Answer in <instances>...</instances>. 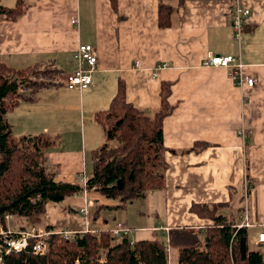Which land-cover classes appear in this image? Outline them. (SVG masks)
Segmentation results:
<instances>
[{"label":"crops","instance_id":"crops-1","mask_svg":"<svg viewBox=\"0 0 264 264\" xmlns=\"http://www.w3.org/2000/svg\"><path fill=\"white\" fill-rule=\"evenodd\" d=\"M24 2L17 18L0 15V59L7 66L51 64L62 78L79 67L73 57L78 44H91L97 51L96 70L85 89H68L60 82L44 86L7 114L16 136L46 133L55 139L44 155L45 169L54 179L84 188L82 174L91 177L86 152L99 146L103 134L94 114L109 106L121 84L128 102L154 111L166 82L173 108L162 122L166 168L164 186L158 188L165 223L141 225L140 230L153 231V239L164 241L170 264H176L179 249L203 247L201 234L212 222L191 211L193 204L220 206L235 225L247 204L248 235L259 231L264 223V0ZM236 3L249 9L238 38L230 24ZM159 4L172 8L168 27L158 25ZM208 54L237 56L254 84L240 87L231 80L230 69L202 66ZM161 64L166 66L155 72ZM83 194L47 203L37 225L12 215L5 226L81 232L127 226L125 212L133 200L124 210L90 200L94 206L86 217L79 212ZM15 217L23 220L12 228Z\"/></svg>","mask_w":264,"mask_h":264},{"label":"trees","instance_id":"trees-1","mask_svg":"<svg viewBox=\"0 0 264 264\" xmlns=\"http://www.w3.org/2000/svg\"><path fill=\"white\" fill-rule=\"evenodd\" d=\"M24 5V0H15L13 6H5L0 0V15L15 19L24 11ZM171 13L169 5L159 4V27L170 25ZM35 67L13 69L0 59V222L4 226L5 214L24 217L29 225H37L47 203H60L84 190L78 184L58 181L46 171L44 155L55 144L53 137L46 133L21 136L13 133L7 114L21 100L30 99L23 91L54 85L28 82L25 74ZM45 67L60 72L51 64ZM169 94L170 84L162 82L160 107L146 111L126 100L121 84L109 106L94 114L104 141L90 152L92 169L87 192L93 189L106 198L117 199L113 208L124 210L130 201L164 186L162 122L173 108L168 102ZM113 141H117L116 146L110 145ZM219 209L217 205L191 206V211L212 223L203 234V247L179 249L176 264H264V248H252L248 229L237 227L230 220L231 214ZM46 241L49 250L45 255L32 253L34 239L30 238L28 249L4 255V263L76 264L79 260L78 264H168L164 241L158 238L132 241L128 234L115 237L109 230H100L77 233L70 239L50 234ZM100 248L107 249L103 262L94 258Z\"/></svg>","mask_w":264,"mask_h":264},{"label":"built area","instance_id":"built-area-1","mask_svg":"<svg viewBox=\"0 0 264 264\" xmlns=\"http://www.w3.org/2000/svg\"><path fill=\"white\" fill-rule=\"evenodd\" d=\"M249 14V9L242 6L240 3L233 5L230 11V24L232 26L234 36L236 38L242 32L243 23L245 18ZM71 23L76 24L77 20L72 18ZM73 57L78 61L79 67L71 72H67L62 78L55 81L68 89H85L92 82V74L96 70L97 64V51L95 47L91 44H78L73 52ZM202 66L207 67H224L230 69L229 75L231 80L242 87L243 85L252 86L255 79L243 74V63L237 56L233 55H218V54H208V56L202 60ZM166 64H161L155 68V72L159 68L165 67ZM54 84V83H52ZM244 135V131L240 132ZM89 178L84 174L81 176L82 185L84 186V205L79 209V212L88 217L89 206L91 201L86 199V184ZM249 207L247 204L244 205V211L241 222L236 225L237 227L249 228L252 224L249 222ZM12 218L11 214L4 215V221L6 222ZM82 232H96L95 230H85ZM81 231L72 230H37L35 227H29L27 229L20 230H10L8 227L2 225L0 222V264H5L3 256L11 252H22L28 249L29 239H34L31 245V251L35 255H45L49 250L48 242L46 237L50 234H57L65 239L72 238L77 233H82ZM109 232L115 236L119 237L121 235L128 234V228L123 224H117L116 227L111 228ZM255 245L258 247L264 246V223L261 224L259 231L257 232V237L255 240ZM79 260H76V264ZM168 264H170V255L168 253Z\"/></svg>","mask_w":264,"mask_h":264},{"label":"rangeland","instance_id":"rangeland-1","mask_svg":"<svg viewBox=\"0 0 264 264\" xmlns=\"http://www.w3.org/2000/svg\"><path fill=\"white\" fill-rule=\"evenodd\" d=\"M13 0H1V4L5 6H10ZM28 82H33L36 84H49V83H55L56 80L60 79L61 76L55 72L52 71L50 68H47L45 66L40 67L36 66L35 68L29 70L26 72L25 77H24ZM37 90V89H35ZM32 90H26L23 91L24 95H29L33 91ZM103 143V134H101V139L99 142H97V145H100ZM111 146H116L117 141H113L110 143ZM91 152V151H90ZM90 152L87 150L86 152V165H87V170L88 173L90 174L91 172V159H90ZM84 198H85V194ZM87 196V192H86ZM89 200H93V203H105V204H117L118 200L117 199H109L97 192H88ZM87 198V197H86ZM88 199V198H87ZM67 202V201H65ZM64 202V203H65ZM66 204H62V208ZM94 205H90L92 207ZM107 212H111L110 210H107ZM127 228L129 232V238L133 241V239L139 240V239H153L156 237L153 234V231H142L140 230L139 226L144 225V226H152V225H160L161 223H165V216H164V207H163V200L160 195L159 189H153L150 190L147 194L146 197L144 198H138L133 200L131 203L127 205ZM124 213H120V216L123 218ZM23 219L19 217H15L10 221V225L12 228H17L18 224L22 222ZM95 231H100V230H95ZM257 232L258 230H251L249 233V243L253 248H255V240L257 237ZM203 234H201L202 236ZM107 249L106 248H100L96 252L94 258L96 261L103 262L105 259V254H106Z\"/></svg>","mask_w":264,"mask_h":264},{"label":"water","instance_id":"water-1","mask_svg":"<svg viewBox=\"0 0 264 264\" xmlns=\"http://www.w3.org/2000/svg\"><path fill=\"white\" fill-rule=\"evenodd\" d=\"M117 185L119 188L121 187V181L120 180L117 181Z\"/></svg>","mask_w":264,"mask_h":264}]
</instances>
